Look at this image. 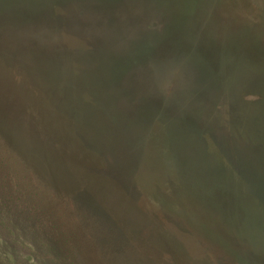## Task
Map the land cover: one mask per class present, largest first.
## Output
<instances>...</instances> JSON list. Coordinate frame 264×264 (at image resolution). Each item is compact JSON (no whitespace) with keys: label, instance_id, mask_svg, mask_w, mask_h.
Masks as SVG:
<instances>
[{"label":"rangeland","instance_id":"374dc122","mask_svg":"<svg viewBox=\"0 0 264 264\" xmlns=\"http://www.w3.org/2000/svg\"><path fill=\"white\" fill-rule=\"evenodd\" d=\"M71 1L62 41L82 56L75 70L89 63L105 70L107 63L127 59L130 43L140 42L143 34L157 44V58L176 49H187L186 57L176 77L157 83L166 92L163 97L154 92L147 69L133 63L135 76L125 67L131 73L114 99H104L113 91L100 81L95 95L68 96L67 110L76 122L64 126L66 142L87 157L105 158L102 175L112 176L118 186L104 182V192L91 193L94 200L55 184L49 162L43 160L48 169L38 173L26 162L15 135H23L20 127L30 137L38 129L21 120L18 94L0 91V122L7 119L15 126L16 120L19 127L12 128V140L0 137V167L13 182L24 175L26 197L18 206L35 205L40 211L32 215L24 207L22 217L19 209L1 211L0 264H264V155L251 144H239L226 123L214 125L211 110L213 100L221 101L219 109L227 114V99L245 103L264 96L259 79L264 80V0H167L156 7L149 0ZM0 26L3 52L6 48L17 60L27 57L25 44L37 29L5 27L4 20ZM5 28L17 32L8 43ZM3 107L11 108V116L2 114ZM200 113L205 116L199 120ZM153 116L161 122H152ZM149 117L154 126L148 135L139 129L148 127ZM180 126L186 129L179 135L181 149L189 146L196 154L190 161L176 155L179 146L169 141L178 140ZM36 133L47 142L44 132ZM12 157L22 163L19 168ZM233 158L242 166L240 176L213 165L215 160L227 167ZM43 222L50 230L44 232Z\"/></svg>","mask_w":264,"mask_h":264},{"label":"trees","instance_id":"16d2710c","mask_svg":"<svg viewBox=\"0 0 264 264\" xmlns=\"http://www.w3.org/2000/svg\"><path fill=\"white\" fill-rule=\"evenodd\" d=\"M149 1H151V3L153 2L155 7L158 4L162 6L167 2V0ZM4 2L5 1L0 0V20H4L5 27H17V25L26 27L32 25L37 30L35 32L36 34H32L31 39H27L28 42L25 44L28 52L25 51V49L23 51L29 53L27 57L20 56L19 60H17L13 53V56L10 57L9 51L5 48V52H3V47L0 46V91L3 93H17L22 103L21 120H23L25 124L31 123L30 125H32L33 128L35 127L41 133L44 132L43 135L47 137L45 145V143L42 142L41 134L38 135L36 133L38 130L35 131L34 134L32 133L33 135L30 137L28 133L24 132L29 130L20 127L19 130L23 132V135L21 134L22 137L20 136L19 139L17 135H15L18 141L17 149L19 153L25 157L26 162L32 164V167L37 173L38 171L41 172V170L48 169L43 161L45 160L49 162L51 169L54 170L53 172L55 175L53 176L55 179L54 182H56L55 184L60 183V185L64 186V189L67 190L77 189L84 194L91 195L92 197L90 196V198L94 200V195H96L97 190L104 192V182H109L115 187L118 186L110 179L112 176L105 177L102 175L104 168L108 164L105 158L102 160L98 157H87V155L81 154L78 147H72L70 143L66 142L63 128L68 123H70L71 126V123L75 121L70 117L67 110L68 96L70 94L78 95L84 99V95H95L96 93H93L94 85L96 84L98 89L101 82L103 86L113 91L112 95L108 94V96H104V99H114V97L118 95L116 88L120 86L121 81L127 77L126 74H130L133 69L132 76H135L134 68L131 67L133 63V65L137 64L136 66H144V68L147 69L149 73V75H147L148 79L152 82L153 87L157 89L156 91L154 90V92L163 97V94L166 92L160 90L157 83L176 77L177 73L175 76L174 73L177 67L181 65L180 62L182 61V57L183 59L186 57L184 56V52L187 49H176L177 51L175 52H170V50H168L166 56L163 57L162 60L160 59L161 56H159L158 59L153 53L157 51V44L150 41V35L143 34L140 41L141 43H130V52L127 59L117 58V60L111 61L110 63L103 62V65L105 63L109 64L108 68L105 67V70L101 69L99 66L97 67V63H89V66L80 65V68L75 70L73 68L74 64L79 66L75 62L77 60V62L81 64L82 56L80 54L76 55L75 52L69 49V42L64 43L62 41V24L64 19L67 20L69 6L73 3L71 0H11L10 3L13 4L12 6ZM26 10L30 12L27 13ZM148 23L150 22L148 21ZM148 26L150 27L151 25L149 24ZM5 30L9 38L7 43L11 42L13 35L17 34V32L13 28H5ZM167 30L166 32H168ZM66 31L68 34L69 29ZM115 38H117V36ZM167 40L170 41L168 37ZM188 53L196 55L191 49H189ZM196 56H198V54ZM212 57L213 55H211L210 58L212 59ZM199 58L201 59V56ZM185 61L189 62V58ZM210 61L211 60H209V62ZM64 62L68 65V70L66 68L65 72L60 69V67H63ZM203 62L207 63L208 61L203 60ZM227 62L229 63V59ZM125 67L132 69H129L126 73ZM259 79L264 84V80L260 77ZM30 80L33 81V83H31ZM82 88H84V91ZM1 96L8 101L7 96L6 98L3 94H1ZM99 96L101 97V95ZM104 99L102 98L101 102H103ZM212 102L213 105L215 104V106L212 105L211 108L214 114L213 124L223 125L226 123L227 132L233 136H237L239 138V144H241L242 141H244L245 144H251V147L264 155V96L259 97L256 102L254 100L253 102L245 103L238 99H227V106L224 105V110L227 111V114L222 113V110L219 109L221 108V101L213 100ZM3 108L2 114L4 116H11V108ZM214 110L216 111L214 112ZM199 116L200 118L198 119L200 120L205 114L200 113ZM153 117L155 120L152 122H157V120L161 122L157 116ZM140 119L141 116L137 121L140 122ZM144 119V122H147L146 117ZM168 121L170 122V119H168ZM203 121L204 123L211 124L205 119H203ZM14 122L15 126L12 125L11 122H8L7 119L4 120L3 123L0 122V124H2L0 125V137L3 134L7 139L12 140L13 136L10 133L13 132L12 128L15 127L17 130L19 128L16 126V120ZM152 122L149 118L148 127L140 128L139 132L143 130L142 132L144 134L149 135V129L154 126ZM195 140L199 143L198 138ZM169 141H171V144L173 143L175 145L174 139ZM180 145L181 143L178 145L179 150L176 155L180 157L187 155V161H190L192 157L196 156V154H192V150L189 146L186 150H183ZM200 145L201 141L199 146ZM166 149L170 152L174 151V148L169 145H166ZM13 151L17 154L15 150ZM201 151L206 154L207 150L201 148ZM230 153H233V151L230 150ZM210 155L212 156V154ZM12 158L17 168H19L22 163L17 162L15 157ZM38 159H40V162ZM202 159L206 165L205 171H210L212 167L207 162L206 156H202ZM234 159L235 158L231 159L229 162L227 161V167H224L227 168V174L240 176L239 172H241L242 166L233 161ZM52 167H55V169ZM10 170L16 173L14 168H10ZM19 176V182H13L9 179L8 175L4 173L3 167H0V213L2 210L5 211V209L9 210L8 208H15L19 209L18 211L16 210V212L19 217H22L21 215H24L22 214L24 213V207H26L32 215H37L40 212L38 206L31 205L27 207L24 205V207L20 208L17 204L19 199L24 196L26 197L24 175L19 174ZM21 184H23V186ZM23 194L24 196H22ZM31 195L35 197L33 191H31ZM42 228L44 232L47 229L50 230L49 224L45 222L42 223Z\"/></svg>","mask_w":264,"mask_h":264},{"label":"water","instance_id":"95a60500","mask_svg":"<svg viewBox=\"0 0 264 264\" xmlns=\"http://www.w3.org/2000/svg\"><path fill=\"white\" fill-rule=\"evenodd\" d=\"M148 110H150V107L148 108ZM148 114H149V116H150V114H151V110H150V113H148ZM149 118H150V117H149ZM182 128H183V126H180V128L178 129L177 132H178L179 134H178L177 132H174L173 130H172V131H171V130L169 131V132H173V133L176 134V135L178 134V135H177L178 140H175V139H174V142H175V145H176V146H178L180 143H182V139H179V138H181V136L179 137V135H180V133H182L183 131H186V129L184 130V129H182ZM180 147H181V145H180ZM213 165L218 166V167H221V166L224 167V164H223L221 161H217V162H216V161L214 160V161H213ZM210 166H211V165H210ZM211 167H212V166H211ZM224 171L227 172V168H226V167H224Z\"/></svg>","mask_w":264,"mask_h":264}]
</instances>
